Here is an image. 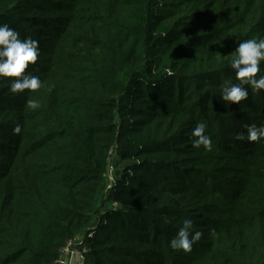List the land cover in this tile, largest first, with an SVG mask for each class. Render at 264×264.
Returning <instances> with one entry per match:
<instances>
[{"label": "trees", "instance_id": "16d2710c", "mask_svg": "<svg viewBox=\"0 0 264 264\" xmlns=\"http://www.w3.org/2000/svg\"><path fill=\"white\" fill-rule=\"evenodd\" d=\"M0 24L39 41L43 82L0 79V264H57L86 234L87 264H264V142L244 127L264 90L219 96L264 0H0ZM111 150L126 165L98 208ZM184 219L203 233L188 253L169 246Z\"/></svg>", "mask_w": 264, "mask_h": 264}, {"label": "clouds", "instance_id": "9594fccd", "mask_svg": "<svg viewBox=\"0 0 264 264\" xmlns=\"http://www.w3.org/2000/svg\"><path fill=\"white\" fill-rule=\"evenodd\" d=\"M220 55V54H219ZM230 56L229 66L235 72L238 83L231 79L220 85V98L225 106L230 103L240 104L247 100L249 87L260 92L264 90V37L251 38L239 42L238 47ZM40 57L39 41L30 37L21 38V34L8 24H0V79L11 78L9 91L12 94H20L25 90L36 92L43 87V82L38 75L26 72L29 65H35ZM247 86V87H246ZM27 108L36 110L40 107L36 99L26 101ZM246 137L249 142H264V124L257 126L253 123L245 125ZM207 125L199 122L191 131L194 137L193 147L211 151L212 139L206 134ZM15 133L21 131L19 125L13 130ZM244 139L245 134L238 137ZM214 234V230H213ZM203 236L201 231L194 230L192 219H184L176 236L170 240L169 246L174 251L191 252Z\"/></svg>", "mask_w": 264, "mask_h": 264}, {"label": "built area", "instance_id": "2783aa9c", "mask_svg": "<svg viewBox=\"0 0 264 264\" xmlns=\"http://www.w3.org/2000/svg\"><path fill=\"white\" fill-rule=\"evenodd\" d=\"M110 167L108 170V174L106 176V185L105 190L108 192L113 188V185L116 183L118 178L114 175V167H112V158L115 157L114 150L110 152ZM113 207H118L117 204H114ZM88 236L81 235L73 240H70L67 245L61 250L60 259L57 264H87L86 255L88 253V249L83 245V240ZM92 236V235H90Z\"/></svg>", "mask_w": 264, "mask_h": 264}, {"label": "rangeland", "instance_id": "374dc122", "mask_svg": "<svg viewBox=\"0 0 264 264\" xmlns=\"http://www.w3.org/2000/svg\"><path fill=\"white\" fill-rule=\"evenodd\" d=\"M112 167H114V175L119 178L121 173H122V170L124 169L126 163H122L117 157H114L112 158ZM106 195V190L103 189L101 194H100V198L97 202V207L99 208L101 206V202L103 200V198L105 197Z\"/></svg>", "mask_w": 264, "mask_h": 264}]
</instances>
